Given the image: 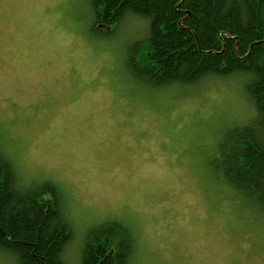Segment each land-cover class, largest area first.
<instances>
[{
  "label": "rangeland",
  "instance_id": "374dc122",
  "mask_svg": "<svg viewBox=\"0 0 264 264\" xmlns=\"http://www.w3.org/2000/svg\"><path fill=\"white\" fill-rule=\"evenodd\" d=\"M93 20L90 0H0V150L23 185L63 193L66 258L77 263L87 230L119 221L135 236L132 264H264V219L210 166L254 115L246 78L147 89L126 70L146 21L97 34ZM129 200L135 222L119 208ZM0 264L15 261L0 253Z\"/></svg>",
  "mask_w": 264,
  "mask_h": 264
},
{
  "label": "trees",
  "instance_id": "16d2710c",
  "mask_svg": "<svg viewBox=\"0 0 264 264\" xmlns=\"http://www.w3.org/2000/svg\"><path fill=\"white\" fill-rule=\"evenodd\" d=\"M90 4L97 34L130 16L146 21L148 36L129 47L126 70L147 89L246 78L254 115L225 134L210 166L217 181L264 219V0ZM26 185L0 150V253L11 255L15 264H69L65 251L74 231L66 198L51 182ZM136 250L133 230L107 221L84 233L76 264H132Z\"/></svg>",
  "mask_w": 264,
  "mask_h": 264
},
{
  "label": "clouds",
  "instance_id": "9594fccd",
  "mask_svg": "<svg viewBox=\"0 0 264 264\" xmlns=\"http://www.w3.org/2000/svg\"><path fill=\"white\" fill-rule=\"evenodd\" d=\"M90 55L94 57H102L103 53L101 51H96V52L90 53ZM105 206L110 210L115 207V205H113L111 200L107 197H105ZM119 208H120V211L127 214V216L132 222H135L137 220V217H136L137 209L131 200L127 202H122Z\"/></svg>",
  "mask_w": 264,
  "mask_h": 264
},
{
  "label": "bare ground",
  "instance_id": "6f19581e",
  "mask_svg": "<svg viewBox=\"0 0 264 264\" xmlns=\"http://www.w3.org/2000/svg\"><path fill=\"white\" fill-rule=\"evenodd\" d=\"M235 78V77H234ZM244 89H245V92H246V88H245V85H244ZM246 94H247V92H246ZM250 101V100H249ZM68 248V247H67ZM66 251H67V249H66ZM66 251H65V259L68 261V263L69 264H74V263H71L67 258H66Z\"/></svg>",
  "mask_w": 264,
  "mask_h": 264
}]
</instances>
